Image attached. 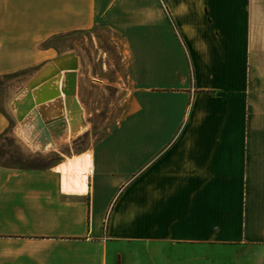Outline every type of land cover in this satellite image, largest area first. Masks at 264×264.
I'll use <instances>...</instances> for the list:
<instances>
[{
	"label": "crops",
	"instance_id": "1",
	"mask_svg": "<svg viewBox=\"0 0 264 264\" xmlns=\"http://www.w3.org/2000/svg\"><path fill=\"white\" fill-rule=\"evenodd\" d=\"M92 26L130 109L58 166L0 165V264H264V0H0V75Z\"/></svg>",
	"mask_w": 264,
	"mask_h": 264
},
{
	"label": "rangeland",
	"instance_id": "2",
	"mask_svg": "<svg viewBox=\"0 0 264 264\" xmlns=\"http://www.w3.org/2000/svg\"><path fill=\"white\" fill-rule=\"evenodd\" d=\"M39 56L20 70L0 75V109L8 116L6 130L0 134V165L10 167H49L60 165L74 154L94 144L130 109L132 87L126 60L111 31L102 26L54 34L36 44ZM77 57L76 94L82 105L83 124L73 134L63 133L55 144L39 147L28 133L34 122L21 124L14 115L11 101L49 62L63 54ZM56 76V74H54ZM32 114L29 119H33ZM28 137V138H27ZM28 140V141H27ZM37 140V142H36ZM55 166V167H56Z\"/></svg>",
	"mask_w": 264,
	"mask_h": 264
},
{
	"label": "water",
	"instance_id": "3",
	"mask_svg": "<svg viewBox=\"0 0 264 264\" xmlns=\"http://www.w3.org/2000/svg\"><path fill=\"white\" fill-rule=\"evenodd\" d=\"M77 66V57L73 53L63 54L57 62H49L10 103L21 124L31 121L29 117L34 115L30 136L39 130L35 138L41 149L47 147V141L53 140L51 126L59 124L58 134L61 135L67 124L73 133L78 125L84 123L83 108L76 94ZM54 77L59 81L52 82ZM51 106L59 110H50Z\"/></svg>",
	"mask_w": 264,
	"mask_h": 264
},
{
	"label": "bare ground",
	"instance_id": "4",
	"mask_svg": "<svg viewBox=\"0 0 264 264\" xmlns=\"http://www.w3.org/2000/svg\"><path fill=\"white\" fill-rule=\"evenodd\" d=\"M53 81H59V79H57L56 77H54L53 79H52V82ZM59 83V82H58ZM81 104V103H80ZM53 106V105H52ZM50 107V110H53V111H55L56 109L57 110H59V108H54V107ZM28 123H32V119H31V121H29ZM51 129L53 130L52 131V137H53V140H51V141H47V142H50V144L51 145H54L55 144V139H58L59 138V130L61 129V127H60V125L59 124H55V125H53V126H51ZM30 132H31V130H30ZM30 132L28 133V137H32V136H30ZM64 132L65 133H67V134H73L71 131H70V129H69V125L67 124L66 125V127H65V129H64ZM64 132H61L62 134L64 133ZM38 134V133H37ZM36 134V135H37ZM34 135V134H33ZM27 137V138H28ZM36 137V136H35ZM60 139V138H59ZM28 141V140H27ZM36 142H37V140H36ZM46 146H49V145H46ZM69 158H71V157H69ZM65 165V164H64ZM61 167V166H60ZM81 172H82V170H81Z\"/></svg>",
	"mask_w": 264,
	"mask_h": 264
},
{
	"label": "trees",
	"instance_id": "5",
	"mask_svg": "<svg viewBox=\"0 0 264 264\" xmlns=\"http://www.w3.org/2000/svg\"><path fill=\"white\" fill-rule=\"evenodd\" d=\"M166 15H167L168 19L171 21L170 14L167 12V10H166ZM1 134H2V133H1Z\"/></svg>",
	"mask_w": 264,
	"mask_h": 264
}]
</instances>
